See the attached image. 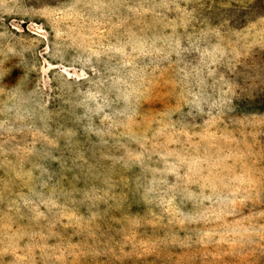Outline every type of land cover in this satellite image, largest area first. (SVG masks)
<instances>
[{
    "label": "rangeland",
    "instance_id": "obj_1",
    "mask_svg": "<svg viewBox=\"0 0 264 264\" xmlns=\"http://www.w3.org/2000/svg\"><path fill=\"white\" fill-rule=\"evenodd\" d=\"M0 264H264V0H0Z\"/></svg>",
    "mask_w": 264,
    "mask_h": 264
}]
</instances>
